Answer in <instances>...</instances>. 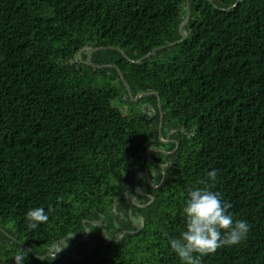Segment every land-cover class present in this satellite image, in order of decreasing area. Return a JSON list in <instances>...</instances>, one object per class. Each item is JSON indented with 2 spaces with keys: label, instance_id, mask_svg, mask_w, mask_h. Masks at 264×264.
Returning <instances> with one entry per match:
<instances>
[{
  "label": "trees",
  "instance_id": "1",
  "mask_svg": "<svg viewBox=\"0 0 264 264\" xmlns=\"http://www.w3.org/2000/svg\"><path fill=\"white\" fill-rule=\"evenodd\" d=\"M213 170L264 264V0H0V264H181Z\"/></svg>",
  "mask_w": 264,
  "mask_h": 264
},
{
  "label": "clouds",
  "instance_id": "2",
  "mask_svg": "<svg viewBox=\"0 0 264 264\" xmlns=\"http://www.w3.org/2000/svg\"><path fill=\"white\" fill-rule=\"evenodd\" d=\"M218 172L207 173V179L201 181L200 188L189 189L188 198L182 209L186 230L178 238H171V249L179 257L181 264H202V258L225 246H234L246 239L250 226L245 220L233 217L229 209L231 204L225 201L221 193L213 191ZM49 212L52 209L49 207ZM29 230L36 229L49 219L43 207L30 209L25 214ZM62 251V250H57ZM55 252V255H56ZM28 250L22 248L14 258L16 264H23ZM54 255V256H55Z\"/></svg>",
  "mask_w": 264,
  "mask_h": 264
},
{
  "label": "water",
  "instance_id": "3",
  "mask_svg": "<svg viewBox=\"0 0 264 264\" xmlns=\"http://www.w3.org/2000/svg\"><path fill=\"white\" fill-rule=\"evenodd\" d=\"M190 21V16H189V18H188V21H187V23ZM184 27H185V25L181 28V30L183 31V29H184ZM157 52V50H154L148 57H150V56H152V55H154L155 53ZM91 55H92V53H91ZM143 95H139L138 97H137V99H136V101H138L141 97H142ZM146 112V111H145ZM165 177H166V171H165ZM133 198V197H132ZM84 225L87 227V222H84ZM102 233H103V236L104 237H106V235H105V230H104V228L102 227ZM124 232H121V233H119L114 239H113V241H116L122 234H123ZM90 234H91V231L88 229L87 230V236L85 237V238H83L80 242H83V241H86L89 237H90ZM109 241H112L111 239H108ZM58 243L59 242H56L55 244H54V249H55V252L58 250L57 249V245H58ZM62 244H63V242H61ZM76 245H78V243L76 244ZM75 245V246H76ZM75 246H69L70 248H74ZM55 254H48V255H46V256H43L42 258H46V257H48V256H51V257H56V258H58V257H60V253H59V251L58 252H56V255L54 256Z\"/></svg>",
  "mask_w": 264,
  "mask_h": 264
},
{
  "label": "flooded vegetation",
  "instance_id": "4",
  "mask_svg": "<svg viewBox=\"0 0 264 264\" xmlns=\"http://www.w3.org/2000/svg\"><path fill=\"white\" fill-rule=\"evenodd\" d=\"M165 142H166V143H169V142H172V140H166Z\"/></svg>",
  "mask_w": 264,
  "mask_h": 264
}]
</instances>
